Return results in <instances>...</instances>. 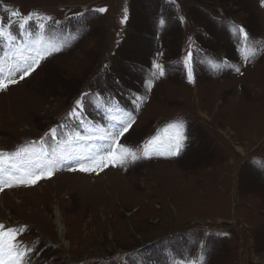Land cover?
Here are the masks:
<instances>
[{
	"label": "rangeland",
	"instance_id": "obj_1",
	"mask_svg": "<svg viewBox=\"0 0 264 264\" xmlns=\"http://www.w3.org/2000/svg\"><path fill=\"white\" fill-rule=\"evenodd\" d=\"M0 26V80H16L0 89V246L24 264H264L261 0H0ZM125 121L140 159L79 171L100 141L76 134Z\"/></svg>",
	"mask_w": 264,
	"mask_h": 264
},
{
	"label": "snow or ice",
	"instance_id": "obj_2",
	"mask_svg": "<svg viewBox=\"0 0 264 264\" xmlns=\"http://www.w3.org/2000/svg\"><path fill=\"white\" fill-rule=\"evenodd\" d=\"M262 3H264V0H261ZM100 12L105 11V9H99ZM12 16H21V13L18 11L12 12ZM45 19H50L45 17ZM32 20V14H28L26 16H23V22L19 23V28L20 29H25L26 27H30V21ZM14 23H16L14 21ZM53 23H59L58 21H53ZM41 28L44 27L43 24L40 25ZM240 31L243 33L244 29L241 28ZM4 29L3 26H0V37L4 36ZM10 36V33L8 34ZM247 35V34H245ZM55 51H59V49H55ZM191 56V53L189 54V57ZM42 58V57H41ZM34 63H39V59H37ZM155 68L160 70V75H164V71L161 68L159 64L153 65ZM33 71V66H28L26 70H24L23 75L20 76V79L23 80L26 76H28L31 72ZM237 72H239V68L236 69ZM188 78L191 81L192 80V70L189 69L188 72ZM16 80H8L7 82H4L0 80V89H6L8 87V84H15ZM149 87H151V83H149ZM88 94H82L83 99H78L76 101V108L72 109L68 115L72 117L73 120L75 121H81V118L84 116V111L81 110V106L84 104V101L87 100ZM86 106V105H85ZM97 107H102V105H97ZM121 119V117H114L113 121ZM127 124V126H125ZM65 126H69L67 123ZM80 126L82 127L83 124L81 123ZM112 127L116 129L115 132L113 131H107L103 132L102 135L100 136H80L79 133L76 134L75 139L77 140H98L100 141L98 150L96 153L93 155L89 156L86 161H76L78 164V170L81 172H95L97 169L103 170V168L108 167L109 165L112 166H125L128 163L135 162L136 160L140 159L139 156H137L134 152L131 151V149L124 147L123 145L119 144L120 137L124 136L125 133L129 131V128H131V124L125 123L122 124H116L113 122ZM55 131V130H52ZM103 131V130H101ZM185 137L181 135L178 139L171 140L169 141L170 147L168 149L167 154L169 156H176L179 154V152L183 149L184 144L183 140ZM111 142V143H109ZM154 148H158L157 145H153ZM101 153H106V154H101ZM129 157L131 158L129 160ZM73 171L77 170L76 168L71 169ZM48 175H51V172L47 173ZM40 177H36L32 179L30 182L31 183H36V181ZM20 183H24L23 180L19 181ZM12 185L10 184H5V187H11ZM3 225H0V228H3ZM8 234L14 239V230L13 229H7ZM2 235V233H0ZM6 247L8 249V252L6 253L11 257L10 260H6L4 264H24V257L27 254V251H15V254L13 255V248L14 245L5 243L0 248ZM32 254H35L34 250H32ZM27 264H31V260L29 259L27 261Z\"/></svg>",
	"mask_w": 264,
	"mask_h": 264
},
{
	"label": "bare ground",
	"instance_id": "obj_3",
	"mask_svg": "<svg viewBox=\"0 0 264 264\" xmlns=\"http://www.w3.org/2000/svg\"><path fill=\"white\" fill-rule=\"evenodd\" d=\"M59 226L61 227V224L59 223Z\"/></svg>",
	"mask_w": 264,
	"mask_h": 264
}]
</instances>
